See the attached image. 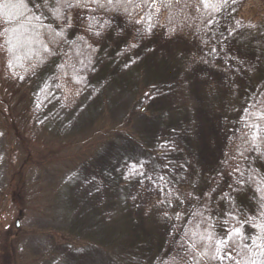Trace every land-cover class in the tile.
<instances>
[{"label":"trees","instance_id":"1","mask_svg":"<svg viewBox=\"0 0 264 264\" xmlns=\"http://www.w3.org/2000/svg\"><path fill=\"white\" fill-rule=\"evenodd\" d=\"M96 1L97 5L103 6L107 0ZM218 2L157 0L153 21L168 38L197 33L205 29L211 18L210 10ZM36 3L38 0H0V70L15 82L30 79L27 81L30 109L36 90L45 86L47 100L52 102L48 101L44 110L46 118L52 122L44 127L52 137H63L58 141V150L65 148L80 135L78 131L83 130V124H86L85 138L89 142L74 155L65 157L72 159L69 161L70 166H65L68 168L62 171L50 187L47 203L40 206L49 220V227L13 231L12 227L5 226L0 230V264H17L16 246L20 239L31 233L44 234L46 243L40 249H45L31 256L32 259L25 264L164 263L170 250L175 249L174 236L183 233V228L193 220L195 203L183 207L178 200L181 192H171L175 196L166 203L169 204L166 210L169 211L168 215L180 217L181 224L168 227L166 217L162 218L161 233L157 237L151 227L138 219L142 215L136 217V214L143 211L140 208L142 198L153 203L152 194L157 189L167 194L173 168L181 169L190 161L186 152L181 151L180 154L179 149L183 146L178 132L189 128L195 143L197 124L192 116L188 123H184L186 115L181 118L182 108L179 107L169 110L152 104L146 108L147 111L142 112L140 105L144 95L141 92L133 94L123 113L114 117L112 112L116 104L111 100V94L122 92L117 87H112L109 90L111 93L106 89L110 95L107 94L103 106L97 109V106L89 102L90 94L83 91L71 74L75 56L70 49L61 51L56 61L45 68L50 52L61 42V36L41 18V7ZM141 3L142 0H124L121 9L125 14L139 11ZM74 6L83 11L91 7V1L74 0ZM139 71L147 75L145 69L140 68ZM48 81L52 83L49 91L46 85ZM263 82L252 79L238 86L237 103L227 108L230 110V125L242 121L244 115L254 107L255 96ZM76 115L80 117V122L70 125ZM9 117L13 118L11 111ZM34 117L36 115L31 112L32 122ZM9 125L10 128L14 127L11 122ZM260 127L264 133V114L260 119ZM14 128L24 158L17 169L13 166L7 171H4V163L0 162V185L4 184L0 188V205L17 209L18 216H21L27 212L26 195L33 183V174L25 181L22 172L26 164L32 161L38 164L48 158L49 153L41 147L33 156L30 149L32 145L26 140L27 135L30 137L29 132ZM71 128L74 134L67 137L59 135ZM227 138L229 143L224 154L227 153L245 170L244 164L250 159L253 142L250 129L240 127L237 133L227 135ZM31 143L34 145L33 140ZM52 148L55 149L54 145ZM194 150H198V145L195 144ZM2 156L0 150V161ZM51 156L49 159L52 160ZM87 162H90L95 176L86 173L84 164ZM195 165L197 177L202 172V164L197 161ZM225 208L210 214L207 221L211 231L196 233V238L189 240L186 246L182 239L179 241V254H183L176 264H226L227 250L231 251L233 246L232 227L243 235L250 256L251 253L254 258L255 254L260 255L264 249V206L256 209L251 191L246 188L245 192L233 200L229 210ZM180 211L184 213L179 216ZM256 217L261 224H252ZM140 222L142 234L137 231ZM31 250L33 253L37 251L33 245ZM86 254L88 257L84 260L82 257ZM261 259L264 262L263 255Z\"/></svg>","mask_w":264,"mask_h":264},{"label":"rangeland","instance_id":"2","mask_svg":"<svg viewBox=\"0 0 264 264\" xmlns=\"http://www.w3.org/2000/svg\"><path fill=\"white\" fill-rule=\"evenodd\" d=\"M90 1L91 7L81 11L74 6V0H38L36 4L41 7V18L61 36V42L50 52L45 68L56 61L61 51L70 49L75 56L71 74L83 91L90 94L89 102L97 109L103 106L107 94L110 95L109 90L117 87L122 92L111 94V100L116 104L112 112L114 117L120 116L133 94L139 92L144 95L140 105L142 112L155 104L169 110L182 108L181 118L186 115L184 123L192 116L197 124L195 143L189 128L178 132L183 146L179 149L180 154L186 152L190 161L181 169L173 168L167 194L157 189L152 194L153 203L142 198L140 208L143 211L136 214V217L142 215L138 219L151 227L157 237L161 233L162 218L166 217L168 227L181 224L180 217H172L166 210L169 207L166 203L175 196L171 192H181V200H178L183 207L195 203L193 220L182 229L183 233L174 236L175 249L170 250L164 263H160L176 264L183 254H179V241L182 239L186 246L189 240L196 238V233L211 231L207 221L210 214L225 207L229 210L233 200L246 188L251 191L256 209L264 206V133L260 127L264 114V82L255 96L256 104L250 107L242 121L230 125V110H227L237 103L238 86L242 82L264 81V0H219L210 10L211 18L205 29L172 38L166 37L153 21L157 0H142L139 11L126 14L121 9L124 0H107L103 6L97 5L96 0ZM140 68L145 69L147 75L141 74ZM28 80L12 81L0 70V150L3 153L0 162L7 171L13 166L17 169L24 158L14 127L29 132L30 137L27 135L26 140L32 145L33 156L41 147L49 155L38 164L33 161L26 164L22 172L24 180L33 174V183L26 195L27 212L18 216L17 209L0 205V230L5 226L12 227L13 231L49 227V220L40 206L47 203L50 187L68 168L65 166H70L72 159L65 157L74 155L89 142L85 138L86 124H83V130L78 131L80 135L72 143L57 149L58 141L63 137H52L44 127L52 122L46 118L44 110L50 101L45 86L36 90L30 109ZM46 85L49 91L52 83L48 81ZM29 109L36 115L33 122ZM97 109L96 116L99 115ZM10 111L13 118L9 117ZM80 120L76 115L70 125ZM9 122L14 127L10 128ZM244 126L250 129L253 141L245 170L227 153L224 154L229 143L227 135L237 133ZM74 133L71 128L59 135L67 137ZM195 144L198 145L197 151L194 150ZM197 161L202 164V172L196 177ZM84 165L86 173L95 176L90 162ZM182 213L184 211L178 215ZM16 220L19 221L18 228L15 227ZM253 222L260 223V219L256 217ZM139 224L137 231L142 234L141 222ZM232 229L233 246L231 251L227 250L226 264H264L261 259L264 249L260 255L255 254V258L252 253L250 256L243 235L235 227ZM43 235L31 233L20 239L15 252L17 264H25L40 252V247L46 243ZM30 242L37 250L34 253ZM87 257L86 254L82 258Z\"/></svg>","mask_w":264,"mask_h":264},{"label":"water","instance_id":"3","mask_svg":"<svg viewBox=\"0 0 264 264\" xmlns=\"http://www.w3.org/2000/svg\"><path fill=\"white\" fill-rule=\"evenodd\" d=\"M18 226H19V221L16 220V221H15V227L18 228Z\"/></svg>","mask_w":264,"mask_h":264},{"label":"snow or ice","instance_id":"4","mask_svg":"<svg viewBox=\"0 0 264 264\" xmlns=\"http://www.w3.org/2000/svg\"><path fill=\"white\" fill-rule=\"evenodd\" d=\"M21 2H22V0H21Z\"/></svg>","mask_w":264,"mask_h":264}]
</instances>
